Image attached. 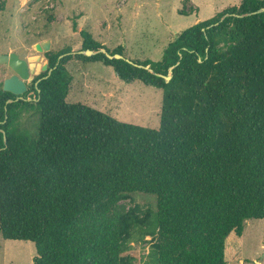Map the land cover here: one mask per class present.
Here are the masks:
<instances>
[{
    "label": "trees",
    "instance_id": "1",
    "mask_svg": "<svg viewBox=\"0 0 264 264\" xmlns=\"http://www.w3.org/2000/svg\"><path fill=\"white\" fill-rule=\"evenodd\" d=\"M261 8L264 0H240L199 21L160 61L53 53L33 102L7 103L14 94L0 83V236L33 242L34 264H122L123 230L107 213L139 193L154 197L152 233L164 240L148 264H227L245 221L264 219V12L253 13ZM80 34L82 50L105 48ZM73 58L162 90L159 127L68 102ZM28 107L40 114L33 138L18 128Z\"/></svg>",
    "mask_w": 264,
    "mask_h": 264
},
{
    "label": "rangeland",
    "instance_id": "2",
    "mask_svg": "<svg viewBox=\"0 0 264 264\" xmlns=\"http://www.w3.org/2000/svg\"><path fill=\"white\" fill-rule=\"evenodd\" d=\"M240 0H0V52L27 59L40 55L36 64L64 49L82 50L85 29L106 49L122 47L130 60L160 61L169 42L184 29L213 17ZM76 23V28H74ZM51 40L48 52L32 45ZM73 76L68 102H82L120 121L156 129L160 124L162 90L139 80L126 82L102 62L73 58L66 65ZM13 71L0 64V83ZM31 74L30 83L35 77ZM39 111L28 107L18 128L36 137ZM155 199L131 193L114 205L107 217L123 234L122 264H148V254L164 240L152 233ZM234 233V232H233ZM235 234V233H234ZM236 235V234H235ZM229 241L227 264H264V219H248L242 240ZM226 249V244H225ZM35 244L0 236V264H34Z\"/></svg>",
    "mask_w": 264,
    "mask_h": 264
},
{
    "label": "water",
    "instance_id": "3",
    "mask_svg": "<svg viewBox=\"0 0 264 264\" xmlns=\"http://www.w3.org/2000/svg\"><path fill=\"white\" fill-rule=\"evenodd\" d=\"M257 12H264V8H261L253 13H257ZM32 48L38 54L41 52H48L51 48V40L46 39L41 42H36L32 45ZM99 52L106 54V56L111 59L112 58L126 59L122 54H118V53L111 54L110 52H108L106 48H101L97 51L90 50V49L78 50V51L71 52V54L73 55L83 54L85 56H91ZM40 57H41L40 55H36L34 57H28L27 59H24V58H21L15 52H12L9 54H4L0 52V64L8 65L10 69L14 72L10 77L6 78L3 81L2 89L16 96H19V95H22L27 90L26 81L30 78L31 74H35L37 76V75H40L42 72L48 70L49 72L48 75H49L52 69H48L47 60L43 61L42 63H38V64L35 63L40 60ZM126 60L130 61L128 59ZM143 67L152 71V69H150L149 66H143ZM164 78L166 82H169L172 79V67L170 68L169 75L164 76ZM15 100H18V99H15ZM12 101H14V99L8 100L7 103H10ZM6 118H7V115H6ZM4 140L5 142L7 141L6 135H4Z\"/></svg>",
    "mask_w": 264,
    "mask_h": 264
},
{
    "label": "flooded vegetation",
    "instance_id": "4",
    "mask_svg": "<svg viewBox=\"0 0 264 264\" xmlns=\"http://www.w3.org/2000/svg\"><path fill=\"white\" fill-rule=\"evenodd\" d=\"M71 53V52H70ZM60 57H62V56H60ZM48 69H52V68H49V60H48ZM44 72H47V74L46 75H42V73H44ZM44 72H42L40 75H37V76H40L38 79H36V77L37 76H35V77H33V79H32V81L30 82V83H28L27 81H26V85H27V90L22 94V95H19V96H16V95H14V98H10V99H14V101H25V102H27V101H29V102H33V101H36L37 100V94L35 93V91L33 90V87H37L38 88V84H39V82L42 80V79H44L45 77H47V76H49L48 75V70H46V71H44ZM52 72V71H51ZM14 73V72H13ZM12 73V74H13ZM11 74V75H12ZM10 75V76H11ZM9 76V77H10ZM40 80V81H39ZM38 90V92H40V89H37ZM9 99V100H10ZM15 99H18V100H15ZM30 99V100H29Z\"/></svg>",
    "mask_w": 264,
    "mask_h": 264
}]
</instances>
